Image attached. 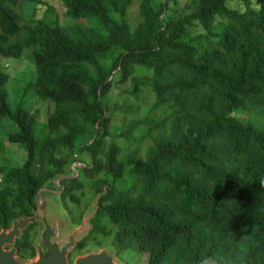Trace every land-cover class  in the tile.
I'll list each match as a JSON object with an SVG mask.
<instances>
[{"label":"trees","instance_id":"obj_1","mask_svg":"<svg viewBox=\"0 0 264 264\" xmlns=\"http://www.w3.org/2000/svg\"><path fill=\"white\" fill-rule=\"evenodd\" d=\"M134 1L60 0L62 24L46 0H0V57L32 60L21 90L48 112L41 125L39 111L13 109L0 65V125L26 152L0 164V227L67 176L71 223L96 198L76 253L103 237L146 264H264V0H138L131 29ZM27 2L43 16L26 17ZM35 225L15 243L22 259L36 255Z\"/></svg>","mask_w":264,"mask_h":264},{"label":"rangeland","instance_id":"obj_2","mask_svg":"<svg viewBox=\"0 0 264 264\" xmlns=\"http://www.w3.org/2000/svg\"><path fill=\"white\" fill-rule=\"evenodd\" d=\"M49 5L53 7L55 12L58 14V19L60 23L65 24L69 20L64 17V12L65 9L62 7V3L60 0H46ZM184 0H182L183 2ZM234 2H228L229 7H234L233 6ZM138 6H139V1L135 0L133 5L128 11V17L130 20V26L131 29L135 28V25L137 24L136 22L138 21ZM47 7L45 5L43 6H35V4H29L28 2L24 5H22V13L26 17H34V18H41L43 16L44 10ZM75 21L72 20V23ZM81 23H84L82 21ZM89 26L93 27L96 26V21L90 20ZM0 65L2 69L10 76L11 79V84L10 87L7 85L9 89V101L13 107V109L16 107V104H21L24 107H31L32 110L39 111L41 114L38 117L39 121L41 122V125L44 124L47 120V111L46 106L47 103L45 101L39 100L30 90H26L24 93L22 92V88L24 85L29 84L30 82L34 81V65L32 60L29 57H26V55H23L21 58H12V57H0ZM16 83V84H15ZM9 84V83H8ZM130 87V81L127 83H124L122 85H118L115 89L116 92H119L120 90L128 89ZM116 95V94H115ZM118 97V95H117ZM121 101L122 98L121 96L118 97ZM142 100L144 102L149 103V98L147 96H143ZM114 102H111V105ZM118 103V102H117ZM44 108V110H43ZM53 105H49V110L52 111ZM120 115L119 114H114L112 117V125H121L120 121ZM126 122L125 119H123V124ZM17 128L14 124H12L9 121H3L0 125V144L2 146L3 152L0 157V164L3 166L4 169H6L7 166H20L23 164V162L26 159V152L22 147H20L17 144H9L7 142L8 139V134L16 131ZM42 134V133H41ZM83 158V157H82ZM72 167H83V164L80 163H75L72 165ZM62 180L57 178L54 180V185H50L52 189H58L57 186H63ZM57 183V185H56ZM89 193H85L84 197L81 198L83 202L88 200ZM49 202L52 204L51 206L53 207L54 215H56V219H54L56 228H57V240L60 242H66L67 236L73 234L74 231L77 230H83V234L76 239V247L73 249V254L74 256L79 257L81 255H87V254H93V253H100L102 251L105 252V250L111 251V253L114 255L113 258L115 260H119L120 263L117 264H146V259L147 255L145 254H140L137 252H132V251H123L117 255V252L115 251L114 247L110 245V238H103L99 237L98 240L101 241V248H97L95 244L90 243L89 246L86 244V247L84 248L83 251H80L78 254H76V250L78 249V245L81 241H83L88 234L87 230V220L86 216L92 211L94 206L96 205V198L91 199L89 201V207L83 212L82 215V220L79 225H74L73 223L70 222V216L68 213H66L63 204H61L60 201V195H53L49 197ZM69 208H72L71 203H67ZM75 210V209H73ZM79 208L75 210V213H78ZM84 220V221H83ZM72 221V220H71ZM58 226V227H57ZM39 252V249H38ZM72 253V252H71ZM108 255H112L110 252H106ZM75 257V258H76ZM38 255H36L34 258L31 259L32 261L37 260Z\"/></svg>","mask_w":264,"mask_h":264},{"label":"water","instance_id":"obj_3","mask_svg":"<svg viewBox=\"0 0 264 264\" xmlns=\"http://www.w3.org/2000/svg\"><path fill=\"white\" fill-rule=\"evenodd\" d=\"M57 188L52 189L50 186L40 188L34 198L36 208L33 209L32 216L12 219L8 229L0 227V264H71L69 255L74 251L76 239L83 234V230H77L73 234L68 235L66 242L57 240V228L54 222L56 215H54L52 204L49 202L50 196L60 195L64 191L63 186H57ZM95 208L94 206L92 211L86 216L88 231L91 229L89 221L95 214ZM31 224L37 225L34 248L36 255H38L37 260L32 262L19 257L15 248L17 239L21 238L23 232ZM106 252L111 253V251L105 250V252L76 257L72 264L120 263L119 260L113 258L114 255L112 253L109 256Z\"/></svg>","mask_w":264,"mask_h":264},{"label":"flooded vegetation","instance_id":"obj_4","mask_svg":"<svg viewBox=\"0 0 264 264\" xmlns=\"http://www.w3.org/2000/svg\"><path fill=\"white\" fill-rule=\"evenodd\" d=\"M67 177V176H66ZM65 176H62V177H60L61 179H63V178H66ZM37 235V226L35 225V236ZM87 236H88V234H87ZM87 238V237H86ZM34 239H35V237H34ZM76 254H78V253H76ZM75 254H73V252L69 255V261L71 262V264H72V262L74 261V259H75V257L76 256H74ZM19 256V255H18ZM81 256H85V254L84 255H81ZM20 257V256H19ZM35 257V256H34ZM34 257H32V258H34ZM32 258H28V259H25V258H23V260H27V261H30Z\"/></svg>","mask_w":264,"mask_h":264},{"label":"clouds","instance_id":"obj_5","mask_svg":"<svg viewBox=\"0 0 264 264\" xmlns=\"http://www.w3.org/2000/svg\"><path fill=\"white\" fill-rule=\"evenodd\" d=\"M262 183H264V181H262ZM48 186H50V185H48ZM37 226V225H36ZM36 256V255H35Z\"/></svg>","mask_w":264,"mask_h":264}]
</instances>
